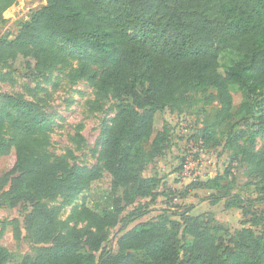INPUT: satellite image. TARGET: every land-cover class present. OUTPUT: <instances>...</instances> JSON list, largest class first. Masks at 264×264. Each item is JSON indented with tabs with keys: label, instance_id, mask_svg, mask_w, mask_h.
Returning <instances> with one entry per match:
<instances>
[{
	"label": "trees",
	"instance_id": "trees-1",
	"mask_svg": "<svg viewBox=\"0 0 264 264\" xmlns=\"http://www.w3.org/2000/svg\"><path fill=\"white\" fill-rule=\"evenodd\" d=\"M19 1L0 0L1 25ZM230 49L244 59L222 71ZM56 65L72 69L100 98H113L116 116L104 129L99 163L83 167L44 152L50 123L36 104L1 97L0 130L9 136L0 135V198L31 206L26 228L36 247L18 259L0 244V264H264V149L255 150L264 135V0H46L19 22L15 39L0 38V82L20 70L45 75ZM214 103L212 119L189 140L215 148L225 139L257 197L220 194L230 170L195 180L188 191L212 192L213 205L225 199V209L241 211L250 227L232 233L213 216L193 215V206L175 205L127 231L169 194L166 177L143 175L172 140L166 126L155 135L157 114ZM243 126L250 127L248 145L240 144ZM105 172L108 192L93 195V206L86 199L73 208L66 222L60 208L46 204L59 196L72 203ZM140 199L150 202L136 206ZM117 226L116 249L97 257Z\"/></svg>",
	"mask_w": 264,
	"mask_h": 264
},
{
	"label": "rangeland",
	"instance_id": "rangeland-1",
	"mask_svg": "<svg viewBox=\"0 0 264 264\" xmlns=\"http://www.w3.org/2000/svg\"><path fill=\"white\" fill-rule=\"evenodd\" d=\"M45 4L46 0H20L5 12L4 18L8 22L5 25L0 24V38L5 36L15 39L19 31V22ZM242 59H244L242 52L234 49L226 51L221 57L222 71L225 66L234 65ZM71 75L72 69L62 65H56L45 75L32 74L24 70L16 71L6 82H0V102L2 96L14 95L36 104L41 116L50 123L47 128L49 142L44 152L50 155L52 160L67 158L71 165L92 167L99 163L104 129L116 116L114 108L116 101L111 97L100 98L88 82L72 78ZM240 103L241 96L236 92V110ZM212 107L218 106L214 103L204 110H192L186 113L168 109L157 114L155 135L166 126L171 131L172 140L166 147L165 156L149 163L143 175L146 178L154 175L166 177L165 183L169 194L159 197L151 206L155 211L130 224L127 231L141 223L157 221L161 216L159 209L175 205L193 206L191 212L193 215H202L204 218L213 216L232 233L250 227L249 217L244 216L241 211L225 209V199L213 205L208 199L212 192L205 189L188 191V186L195 180L205 181L230 170V175L228 174L229 176L223 181L226 189L220 194L241 192L245 196L257 197L253 186L247 185L249 182L247 169L240 167L237 162H231L234 150L225 146V139H222L219 147H205L202 154L197 143L189 140L190 136L205 128L207 120L212 119ZM249 129V126L240 128L244 132L240 144H249ZM5 133V129L0 130V135L9 136ZM256 140L255 150L264 149V135L258 136ZM181 165L182 170H180ZM6 166L9 169L12 165L6 161L3 168ZM110 186L111 177L105 172L102 181L95 183L90 192L89 190L83 192L72 203H67L64 197L59 196L55 200L47 201L46 204L51 209L60 208L59 218L62 222H66L73 208L83 204L86 199L88 204L93 206L95 202L93 195L99 197L104 195ZM0 202V244L20 259L22 255L35 251L36 247L30 241L26 228V216L32 210L31 206L26 202H20L16 207H12L6 198H0ZM149 202L150 199H140L136 206ZM132 208L130 207L125 215ZM74 225V223L69 224L70 227ZM86 226V222L78 224L80 229ZM254 231L257 234L262 232L260 227H255ZM120 235V226L112 228L109 241L104 245V249L97 253V257L110 249H116V241Z\"/></svg>",
	"mask_w": 264,
	"mask_h": 264
},
{
	"label": "built area",
	"instance_id": "built-area-1",
	"mask_svg": "<svg viewBox=\"0 0 264 264\" xmlns=\"http://www.w3.org/2000/svg\"><path fill=\"white\" fill-rule=\"evenodd\" d=\"M197 145H198V148H200V153L202 154L204 152V149H205L203 142L200 141L197 143Z\"/></svg>",
	"mask_w": 264,
	"mask_h": 264
}]
</instances>
